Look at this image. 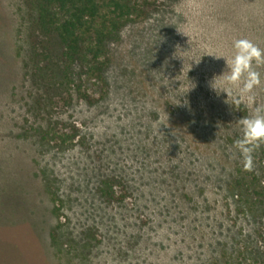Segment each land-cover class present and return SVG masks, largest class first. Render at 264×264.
I'll use <instances>...</instances> for the list:
<instances>
[{"label":"rangeland","instance_id":"rangeland-1","mask_svg":"<svg viewBox=\"0 0 264 264\" xmlns=\"http://www.w3.org/2000/svg\"><path fill=\"white\" fill-rule=\"evenodd\" d=\"M23 1L0 0V264H264V219L230 187L252 108L210 87L234 40L264 49V0H140L109 44L104 98L50 120L32 110ZM252 170L264 182L257 151Z\"/></svg>","mask_w":264,"mask_h":264},{"label":"trees","instance_id":"trees-1","mask_svg":"<svg viewBox=\"0 0 264 264\" xmlns=\"http://www.w3.org/2000/svg\"><path fill=\"white\" fill-rule=\"evenodd\" d=\"M23 3L28 46L23 67L34 93V113L50 120L51 110L60 102L69 104L78 100L92 105L103 99L107 87L105 71L110 63L109 44L118 40L126 24L143 14V3L140 0H24ZM95 94H99L97 98ZM39 132L42 136L49 134ZM62 137L68 135H60V143L64 142ZM257 152L264 161V146ZM248 172L240 171L230 187L240 212L259 222L264 219V182L256 171ZM108 190L109 183H104L101 192L107 199ZM254 255L264 263L263 252Z\"/></svg>","mask_w":264,"mask_h":264},{"label":"clouds","instance_id":"clouds-1","mask_svg":"<svg viewBox=\"0 0 264 264\" xmlns=\"http://www.w3.org/2000/svg\"><path fill=\"white\" fill-rule=\"evenodd\" d=\"M232 50L231 58L227 61L223 57L207 55L223 58L226 65L225 71L212 78L210 87L217 96L221 93L225 95L226 104L231 98L236 108L241 103L252 108L249 116L236 120L240 136L232 145L241 158L243 169L251 171L254 153L264 146V104L256 103L254 94V89L261 84L260 73L255 69L264 65V49L257 47L248 39L241 38L233 41Z\"/></svg>","mask_w":264,"mask_h":264}]
</instances>
